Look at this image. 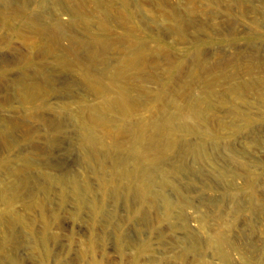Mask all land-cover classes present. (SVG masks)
<instances>
[{
  "label": "rangeland",
  "instance_id": "rangeland-1",
  "mask_svg": "<svg viewBox=\"0 0 264 264\" xmlns=\"http://www.w3.org/2000/svg\"><path fill=\"white\" fill-rule=\"evenodd\" d=\"M0 264H264V0H0Z\"/></svg>",
  "mask_w": 264,
  "mask_h": 264
},
{
  "label": "bare ground",
  "instance_id": "bare-ground-1",
  "mask_svg": "<svg viewBox=\"0 0 264 264\" xmlns=\"http://www.w3.org/2000/svg\"><path fill=\"white\" fill-rule=\"evenodd\" d=\"M63 1H65V0H63ZM125 2V4H127V1H124ZM80 3V2H79ZM66 5V4H65ZM77 7V6H76ZM67 8H69V7H67ZM74 10V9H73ZM78 10V9H77ZM128 14V13H127ZM132 16V15H131ZM7 17V16H6ZM6 17H4V20L6 19ZM127 17H128V15H127ZM35 20H33V22H32V20L30 19L29 21H27V22H25V23H23L22 24V26H27L28 28H30V29H32L33 31H37L38 29H37V26H36V24H35V22H34ZM5 22V21H4ZM179 24H177V27L176 28H183V24H182V22H178ZM134 24H135V22H134ZM22 26H16L15 27V29H14V31H15V33L16 34H18V33H20V30H21V27ZM123 27H124V29H126L127 30V32L128 33H134V32H137V29L131 24L130 26H127V25H123ZM31 30V32H33ZM178 30V29H177ZM140 32V31H139ZM60 33V32H59ZM58 33V34H59ZM65 33H66V31H65ZM54 34V33H53ZM57 34V33H56ZM56 34L54 35V36H56ZM73 34V33H72ZM71 34V35H72ZM60 35V34H59ZM73 36V35H72ZM74 37V36H73ZM76 37V36H75ZM57 38V37H56ZM56 38H54L55 39V42H56ZM58 38H60V37H58ZM57 38V39H58ZM52 39V38H51ZM54 41V40H53ZM33 42V41H32ZM44 42V41H43ZM54 42V43H55ZM101 42V41H100ZM40 43V42H39ZM106 43H110V42H106ZM54 46H56V45H54ZM144 48H145V44H143L142 42L141 43H139V45L136 47V51H137V56H136V59L135 60H132V61H130L128 64H127V68H125V69H121L120 70V74L122 75V76H125V75H132V76H136V75H138V74H140L141 72V69L143 68L142 67V65L138 62V60H139V58H140V55H141V53L143 52V50H144ZM94 49V48H93ZM102 49V48H101ZM145 49H147V48H145ZM46 50V49H45ZM118 50V49H117ZM93 51V50H92ZM96 51H99V50H95L94 49V52H96ZM93 52V53H94ZM145 54V53H144ZM194 54H196V51L194 52ZM143 55V54H142ZM141 55V56H142ZM35 56V55H34ZM146 56V55H145ZM134 57V56H133ZM26 59V60H25ZM33 59H32V57H30V56H23V57H20L19 58V60H18V67L20 68V70H22V72L24 73V75H26V74H28V73H30V65H31V61H32ZM129 60V59H128ZM144 60V59H143ZM143 60H141V61H143ZM146 60V59H145ZM145 60H144V62H145ZM26 61V62H25ZM142 63V62H141ZM147 63V62H146ZM148 64V63H147ZM156 64V63H155ZM128 65H129V67H128ZM154 66V65H153ZM150 67V66H149ZM148 67V68H149ZM144 69H146V68H144ZM152 76V75H151ZM132 78V77H131ZM97 79V78H96ZM138 80V79H137ZM140 80V79H139ZM35 86V85H34ZM34 86L33 87H31V88H29V87H26L25 89H24V94H23V97H25V100L27 101V103L26 104H30V101H31V93L35 90V88H34ZM113 86V85H112ZM111 85H108L107 86V88L106 89H111V87H112ZM35 87H37V86H35ZM38 88V87H37ZM112 89H113V87H112ZM125 91V90H124ZM108 92V91H107ZM126 92V91H125ZM122 93V92H121ZM123 95H124V93H123ZM160 95V94H159ZM163 95V94H162ZM159 96V98H164L165 99V96L166 95H164V96ZM157 99H158V97H157ZM161 99V100H162ZM129 100V99H128ZM160 100V101H161ZM157 101V100H156ZM160 101H158V102H155V104H156V106L159 108V106L160 107H163V103H162V101L160 102ZM131 104V103H130ZM31 105V104H30ZM102 106V105H101ZM176 106V105H175ZM103 107H104V111H106V112H109V111H114L115 110V116H116V118H114L113 120H115V121H119L120 122V124L122 125V126H124V125H126V121L125 122H123L122 121V118L120 119L118 116L119 115H129V113H131L130 112V105H129V102L128 101H126L125 100V96H124V99L122 98V95L120 96V97H117V98H115V99H111V100H109V98H108V101H105V103H104V105H103ZM178 108V107H177ZM182 108V107H181ZM160 109V108H159ZM161 111H162V109H161ZM186 111V110H185ZM184 113L182 110H180L179 109V111H178V113ZM102 113H103V111H102ZM164 113V114H163ZM97 114V113H96ZM99 114V113H98ZM103 114H105V112L103 113ZM103 114L101 115V116H103ZM114 114V113H113ZM160 114H163V115H165L166 114V111L164 110L163 112H161ZM100 115V114H99ZM185 115V114H184ZM111 116V115H110ZM161 116V115H160ZM94 117V116H93ZM113 117V116H112ZM95 118V117H94ZM157 118V117H156ZM162 118H163V116H162ZM169 118V117H168ZM103 119V118H102ZM153 119V118H152ZM88 120V119H87ZM104 120H105V117H104ZM156 120V119H155ZM155 120H153V122L155 121ZM166 120V119H165ZM83 121V120H82ZM93 121H95V120H92V122ZM106 121V120H105ZM152 121V120H151ZM164 121V120H163ZM109 122V121H108ZM157 122V121H156ZM155 122V123H156ZM80 123V122H79ZM98 123V122H97ZM129 123V122H128ZM159 123V122H158ZM164 123V122H163ZM141 123H138V125L137 126H135V128H134V138H133V145H135L136 147H140V148H142L141 146H143V144H145V142L146 141H150V142H152V143H160V145H161V147H163V149H164V152H166L172 145H173V142H172V140L174 139V138H172V133H171V127L167 124V122H166V124H164L165 126H161L160 127V125L159 126H157L156 124L154 125L155 127H153V125H152V127L154 128V132L150 135V131H149V129L148 130H146V132H148L149 133V135L148 134H145V132H144V129H143V125L141 124ZM81 125V124H80ZM90 125V124H89ZM83 126V125H82ZM128 126H130V125H128ZM91 127V126H90ZM90 127H88V128H90ZM150 127V126H149ZM83 128V127H82ZM87 128V127H86ZM86 128L84 127L83 129L84 130H86ZM127 128V127H126ZM130 128V127H129ZM131 128H133V127H131ZM148 128V127H147ZM152 128V129H153ZM90 129H92V128H90ZM95 129V128H94ZM152 129H150V130H152ZM80 130H81V128H80ZM126 130V129H125ZM132 130V129H131ZM87 131H89V130H87ZM86 131V132H87ZM92 131V130H91ZM84 132V131H83ZM85 132V133H86ZM93 132H95V131H93ZM92 132V133H93ZM90 133V132H89ZM89 133L87 132V136L89 135ZM81 134H82V132H81ZM95 134V133H94ZM94 134L92 135V137L94 136ZM85 135V134H84ZM83 135V136H84ZM87 136H85V137H87ZM91 137V138H92ZM83 139H84V137H82ZM93 138H95V137H93ZM92 138V139H93ZM89 139V138H88ZM97 139H95V140H93V141H96ZM85 141H86V138H85ZM88 141V140H87ZM86 141V143H88ZM174 142H175V140H173ZM91 142V141H90ZM90 142H89V144H90ZM91 145V147H92V143L90 144ZM151 146H152V144H150ZM95 146V145H94ZM154 146V145H153ZM158 146H159V144H158ZM103 147V146H102ZM146 147V146H145ZM95 148V147H94ZM159 149H160V146H159ZM146 150V149H145ZM120 151V150H119ZM138 151V150H137ZM139 151H141V150H139ZM149 151V150H148ZM147 151V154L149 153ZM155 151V150H154ZM153 150L152 151H150V152H154ZM160 151V150H159ZM159 151H155L154 153H152V155H153V157H157V156H159L160 154H162V153H164V152H159ZM162 151V150H161ZM139 154V153H138ZM109 155V154H108ZM140 155H143L142 153L140 154ZM111 157V156H110ZM144 157V156H143ZM106 158V157H105ZM109 158V157H108ZM148 158V157H147ZM93 159L96 161V163H98L99 165H103V164H105V160L103 159V157H99V152H94L93 153ZM145 160V159H144ZM136 162V161H135ZM138 163H136V165H137ZM27 181V180H26ZM6 192V190L4 189L3 190V193H5ZM138 193H139V195H142L143 194V190L142 189H140V188H138ZM42 219H43V221L45 222V218L44 217H42ZM41 219V220H42ZM220 243H221V241H220ZM222 252V251H221ZM224 252V251H223ZM222 252V253H223ZM224 254V257H227V254L224 252L223 253Z\"/></svg>",
  "mask_w": 264,
  "mask_h": 264
}]
</instances>
